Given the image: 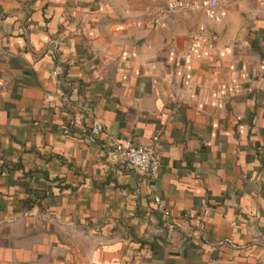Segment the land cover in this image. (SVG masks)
I'll list each match as a JSON object with an SVG mask.
<instances>
[{
    "label": "crops",
    "instance_id": "obj_1",
    "mask_svg": "<svg viewBox=\"0 0 264 264\" xmlns=\"http://www.w3.org/2000/svg\"><path fill=\"white\" fill-rule=\"evenodd\" d=\"M168 1L0 0V264H264V0Z\"/></svg>",
    "mask_w": 264,
    "mask_h": 264
},
{
    "label": "built area",
    "instance_id": "obj_2",
    "mask_svg": "<svg viewBox=\"0 0 264 264\" xmlns=\"http://www.w3.org/2000/svg\"><path fill=\"white\" fill-rule=\"evenodd\" d=\"M183 12H204L207 16L213 19H220L226 16L225 11L219 10L218 0H169L167 6L162 11L158 12L150 19V24L154 27H159L165 24L170 13ZM105 128L101 121H94L91 127V134L97 136L104 132ZM66 134L69 130L64 131ZM115 150L121 154L128 165L147 177H153L157 174L160 161L153 151L147 147L136 145L131 140L114 142ZM155 202L159 208L162 207L161 199L155 198Z\"/></svg>",
    "mask_w": 264,
    "mask_h": 264
}]
</instances>
